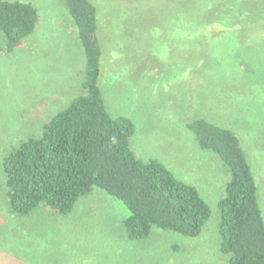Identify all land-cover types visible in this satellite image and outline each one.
<instances>
[{"label": "rangeland", "instance_id": "obj_1", "mask_svg": "<svg viewBox=\"0 0 264 264\" xmlns=\"http://www.w3.org/2000/svg\"><path fill=\"white\" fill-rule=\"evenodd\" d=\"M18 1L34 4L39 21L13 51L5 50L0 31V264H230L219 234V200L229 171L200 147L187 123L201 116L236 132L264 216V87L257 83L260 77L250 78L264 58V45L247 39L242 27L233 32L211 20L208 26L197 19L164 20L175 10L194 17L201 0H91L103 49L99 85L109 112L134 122L131 147L137 156L165 163L195 185L211 207L196 237L154 227L147 238L133 240L125 225L128 207L99 187L80 197L68 214L45 204L24 216L10 210L4 156L39 136L83 92L86 67L64 1ZM238 2L224 5L235 9ZM258 2L252 4L257 13L264 10V1ZM251 11L249 21L255 18ZM234 21L224 19V27ZM245 47L250 61L243 63Z\"/></svg>", "mask_w": 264, "mask_h": 264}, {"label": "trees", "instance_id": "obj_2", "mask_svg": "<svg viewBox=\"0 0 264 264\" xmlns=\"http://www.w3.org/2000/svg\"><path fill=\"white\" fill-rule=\"evenodd\" d=\"M62 1L85 50L83 92L56 113L39 136L23 140L4 156L11 212L24 216L45 204L54 212L68 214L80 197L99 187L128 207L125 225L130 239L147 238L154 227L198 236L211 216L208 202L195 185L177 177L159 159L137 156L131 147L134 122L123 114L112 115L107 108L99 85L103 49L97 6L91 0ZM201 1L197 7L202 8L190 19L178 10L163 18L197 19L206 26L211 20L213 26L233 32L242 27L247 39L255 38L264 45V10L257 13L252 5L258 0H239L240 7L235 9L225 5L237 0ZM251 10L255 18L249 21ZM226 18L235 20L228 29L223 23ZM38 21L39 11L31 2L0 0L5 50L18 47L35 31ZM245 48L240 54L243 63L250 61L249 47ZM258 67L264 69V58L253 67L250 78L260 77L257 83L264 87ZM187 127L200 147L217 155L229 171L225 195L219 200L221 251L229 255L230 264H264V216L256 178L240 137L231 128L201 116L189 121Z\"/></svg>", "mask_w": 264, "mask_h": 264}]
</instances>
